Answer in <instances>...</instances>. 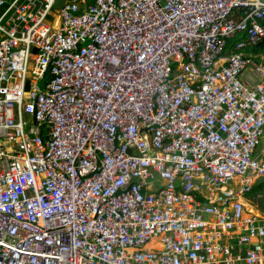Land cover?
<instances>
[{"label":"built area","instance_id":"built-area-1","mask_svg":"<svg viewBox=\"0 0 264 264\" xmlns=\"http://www.w3.org/2000/svg\"><path fill=\"white\" fill-rule=\"evenodd\" d=\"M55 2L0 0V264H264V0Z\"/></svg>","mask_w":264,"mask_h":264},{"label":"rangeland","instance_id":"rangeland-1","mask_svg":"<svg viewBox=\"0 0 264 264\" xmlns=\"http://www.w3.org/2000/svg\"><path fill=\"white\" fill-rule=\"evenodd\" d=\"M261 195H262V199H260L257 202L255 201V204H257L259 208L264 209V190L261 192Z\"/></svg>","mask_w":264,"mask_h":264},{"label":"water","instance_id":"water-1","mask_svg":"<svg viewBox=\"0 0 264 264\" xmlns=\"http://www.w3.org/2000/svg\"><path fill=\"white\" fill-rule=\"evenodd\" d=\"M63 3H64V0H56L55 5H54L55 9H57V10L60 9L62 7ZM35 51L36 50H33V52H35Z\"/></svg>","mask_w":264,"mask_h":264},{"label":"trees","instance_id":"trees-1","mask_svg":"<svg viewBox=\"0 0 264 264\" xmlns=\"http://www.w3.org/2000/svg\"><path fill=\"white\" fill-rule=\"evenodd\" d=\"M256 53H260V52H264V44L259 46L256 50H255Z\"/></svg>","mask_w":264,"mask_h":264}]
</instances>
